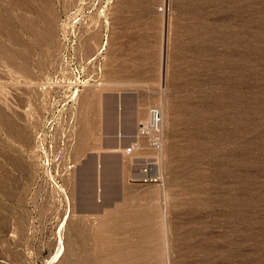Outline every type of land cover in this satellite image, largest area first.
<instances>
[{
	"label": "rangeland",
	"instance_id": "1",
	"mask_svg": "<svg viewBox=\"0 0 264 264\" xmlns=\"http://www.w3.org/2000/svg\"><path fill=\"white\" fill-rule=\"evenodd\" d=\"M0 264H264V0H0Z\"/></svg>",
	"mask_w": 264,
	"mask_h": 264
},
{
	"label": "built area",
	"instance_id": "2",
	"mask_svg": "<svg viewBox=\"0 0 264 264\" xmlns=\"http://www.w3.org/2000/svg\"><path fill=\"white\" fill-rule=\"evenodd\" d=\"M162 110L161 108H152L149 112V117L145 122L139 124L137 129V137L148 138L150 146L156 152L159 147L164 145V133L162 130ZM127 154L133 152V146L126 149ZM158 153V152H157ZM144 183H149V179H144Z\"/></svg>",
	"mask_w": 264,
	"mask_h": 264
},
{
	"label": "crops",
	"instance_id": "3",
	"mask_svg": "<svg viewBox=\"0 0 264 264\" xmlns=\"http://www.w3.org/2000/svg\"><path fill=\"white\" fill-rule=\"evenodd\" d=\"M90 202H91V204H93L94 206H95V209H96V205H97V203H100L101 201L100 200H94L93 198L92 199H90ZM88 205H89V203H88Z\"/></svg>",
	"mask_w": 264,
	"mask_h": 264
}]
</instances>
